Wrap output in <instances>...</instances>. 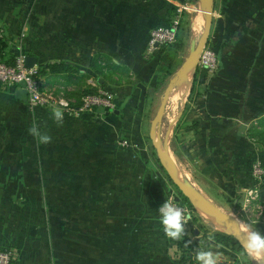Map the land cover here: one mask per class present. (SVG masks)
Listing matches in <instances>:
<instances>
[{
	"label": "crops",
	"instance_id": "crops-1",
	"mask_svg": "<svg viewBox=\"0 0 264 264\" xmlns=\"http://www.w3.org/2000/svg\"><path fill=\"white\" fill-rule=\"evenodd\" d=\"M206 8L205 0H0L6 52L35 57L37 66L71 64L84 76L81 89L105 92L114 107H30L14 90L0 87V250L13 252L14 264H64L51 233L49 194L30 185L52 183L44 174L50 161L70 158L68 152L81 160V264H171L158 209L171 195L178 201L180 189L152 161L162 123L150 106L160 95L162 104L190 55L180 64L184 50L190 53L203 34ZM177 19L182 48L166 74L161 53H147L148 40L154 28ZM210 43L218 70L202 71L204 82L195 83L202 68L195 64L173 84L166 102L181 104L171 148L166 138L168 158L172 167L175 158H187L202 188L192 183L208 202L219 199L216 188L226 197L235 194L264 153L246 134L263 116L258 105L264 99L254 91L258 74L264 76V0H213ZM99 55L111 64L102 63L105 87L91 67ZM77 78L47 74L44 87L58 93ZM10 184L17 186L8 190L4 185ZM22 184L28 192L20 190ZM203 248L219 256L218 264L243 263L236 245L212 242Z\"/></svg>",
	"mask_w": 264,
	"mask_h": 264
},
{
	"label": "rangeland",
	"instance_id": "rangeland-1",
	"mask_svg": "<svg viewBox=\"0 0 264 264\" xmlns=\"http://www.w3.org/2000/svg\"><path fill=\"white\" fill-rule=\"evenodd\" d=\"M1 34L2 36H4L2 32ZM195 43H198V39ZM187 54H191V52L189 53V47L184 50V54L182 55V58H180V64L184 61V58ZM121 74L124 76L128 75L127 72H122ZM131 77L132 76L130 75V81ZM261 83L264 84V76L261 75L260 72L258 74V77L255 79V84L257 85H255L254 96L255 98L258 97L260 99H264V87ZM69 87H61L59 88L58 93H53V95L58 98V100L59 98L67 99L66 93L68 91H78L80 95L81 77L77 78L74 86ZM160 96H158V98H156L155 100V103L150 106V111L152 110V112L154 113L159 112L161 106ZM75 97L71 98L72 102L78 104L79 99L78 97ZM58 100H56L55 103L58 109H65L58 103ZM258 107L261 110L262 115H264V104H259ZM113 108L114 107H112V110H114ZM79 109L80 108H78L77 111H79ZM180 109L181 104L179 103L167 105L166 114L163 118V121H161L162 125H160V129H158L157 131V135L160 134L162 142H164L166 138L169 139L170 148L172 147L171 141L176 121L175 117L179 115ZM9 112L10 110H8L7 117L10 123L11 118L9 116L11 115H9ZM177 147L178 144L173 142V148L175 149ZM261 149L264 151L263 147H261ZM151 153L152 161H154L157 167L165 173L166 179L170 180L167 171H164L161 162L158 160L157 151L153 149ZM68 154L70 158L50 161V167L47 168L49 172L44 174H49L48 176L52 177V183L30 185V188L33 187V190L34 188H36L35 190H40L41 192L47 191L51 199L50 201H52V206L50 209L53 211V214L52 216L48 215V218L51 222V225H53L51 233L54 237L57 248L56 255L60 257L64 264H81V160L75 158L74 156L76 155H74V153L68 152ZM72 155L73 157H71ZM186 160L181 155L179 159L175 158L173 167L177 176L183 182V184H185V180H189L192 185L193 183H195L198 188H202L199 186L197 181L194 180V177L187 169ZM255 165L260 166L261 176L256 175L254 169ZM248 172H250V178L248 177L247 182H244V185L240 184V188H235V190L237 191L235 194L226 197V192L224 193L216 188L219 194V196L217 197L219 199L209 200V202L219 212L229 215L232 214L235 220L234 222H236L237 224L240 225L241 220H252L255 221L254 226H258L257 230L264 232V153L260 159L255 160V162L250 165V167L248 168ZM4 186L8 187V190H12L13 187L17 185L10 184ZM18 187H21L20 190L22 192H28L29 190L27 189L29 188V185L27 184H22L20 186L18 185ZM2 188L3 185H0V193L3 191L1 190ZM177 193L179 196L183 194L180 190H177ZM248 193H251V195H248ZM236 195H240V199L235 201ZM190 205H185L192 210L191 224L186 225V230L188 231L190 237H199L196 241L202 242L203 245H206L208 247L210 243L214 242V239H212V237L217 232H222L234 236L233 229L224 226L228 228V230H225L223 227H221L223 225H220L218 223V221L222 223L226 222L225 218L214 213H210V215L208 216L197 204L191 203ZM235 240L238 244L233 243V245L239 247L241 244L236 238ZM236 249L238 255L237 258L243 263L256 264V262L251 261L246 256V254H244V250H240L239 248Z\"/></svg>",
	"mask_w": 264,
	"mask_h": 264
},
{
	"label": "trees",
	"instance_id": "trees-1",
	"mask_svg": "<svg viewBox=\"0 0 264 264\" xmlns=\"http://www.w3.org/2000/svg\"><path fill=\"white\" fill-rule=\"evenodd\" d=\"M171 24L172 23H169L168 26ZM209 47L214 50L217 58H219L218 52L213 47V44L210 43ZM181 48H182V43L179 40L178 35H177L175 42L165 43V44H161L158 46L157 52L161 53V59H160V62L162 65L161 69L164 70L166 72V74L167 73L169 74V69L173 66L174 61H175V56L179 53ZM7 49H8L7 41H4L3 36L1 34V29H0V59H2L3 61H5L8 64H12V63H14L16 55H13L11 53L9 54L8 52H6ZM105 60L107 61V64L110 62L108 58H105L103 55H99V56H96L91 61V67L93 68V70H95V73L99 77H101V79H102V83H99V85L101 87L106 86L107 72L105 71V66L102 64ZM108 65H111V64H108ZM38 67H39V74L41 76L43 86H44L43 77L47 74L65 75L69 78L70 77H77V76L79 77V75H80V71H78L71 64L66 63V62L42 64ZM218 68H219V65H218ZM218 68H217V70H218ZM217 70H215V71H217ZM202 71H204V72L208 71L209 72V70H207L205 68L197 69V72L195 75V81H194L195 83L204 82L205 76H203L201 74ZM81 77H84V76L81 74ZM5 89L7 90L10 88H5ZM97 93H98V91L96 89L82 88L80 95H79L78 91H73V92L68 91L66 93V97L68 99H71L75 96L78 97V99H79L78 104L70 103V105L72 107H75V108H81V106L83 104V102H82L83 97H85L87 95H95ZM193 93H194V88H193ZM198 95H199V92L197 93L196 96H198ZM246 134H247L248 138L252 139V141L254 143H256L259 147L264 148V115L260 116L256 122H251L249 124V126L246 129ZM230 172H231V170L229 171V175H232L233 173L231 172L232 173L231 174ZM232 176H234V175H232ZM263 186H264V181H263ZM236 187L240 188L241 185L237 184ZM239 199H240V195H236L235 201L239 200ZM177 203L181 206L191 204L188 197H186L183 194H181ZM212 239H214L215 243H230V244L236 243V244H238L233 235H229V234L222 233V232L215 233L213 235ZM167 245H168L169 253L171 254V257H172L171 264H186V263L197 264L196 260H193L192 257L194 254H196V252H198L201 249V247H203L202 242H199V241L192 239L191 237H189V235H186L185 237H183L179 240H172V239L167 237ZM238 248L240 250H243V247L241 245ZM242 264H251V263H242Z\"/></svg>",
	"mask_w": 264,
	"mask_h": 264
},
{
	"label": "built area",
	"instance_id": "built-area-1",
	"mask_svg": "<svg viewBox=\"0 0 264 264\" xmlns=\"http://www.w3.org/2000/svg\"><path fill=\"white\" fill-rule=\"evenodd\" d=\"M179 24V19H177L169 26H159L154 28L151 31L148 40L147 53H155L158 46L161 44L175 42L178 35ZM27 57L28 55L25 53H19L16 55L14 63L12 64H8L0 59V87L10 88L15 92H17V90L20 88L25 89L27 91V101L30 107L55 106L56 100H58V98H56L52 92L43 86L42 79L39 74V67L36 64L32 67L29 66L27 64ZM198 65L209 71H215L218 68L217 56L212 48L209 46L204 48L198 61ZM106 98L107 94L105 92H102L98 95H87L82 99V107L84 109H91L95 105H106L107 107H113L112 103ZM61 101H64L66 106L65 104H62ZM58 103L65 109H68L70 112L77 111L78 109L72 107L67 99L59 98ZM254 169L256 175L261 176L260 166L255 165ZM168 200L192 216V210L188 206L179 205L174 196H170ZM188 224H191V221H189ZM13 260V252L0 250V264H14Z\"/></svg>",
	"mask_w": 264,
	"mask_h": 264
},
{
	"label": "water",
	"instance_id": "water-1",
	"mask_svg": "<svg viewBox=\"0 0 264 264\" xmlns=\"http://www.w3.org/2000/svg\"><path fill=\"white\" fill-rule=\"evenodd\" d=\"M207 4L206 13H207V24L205 27V30L203 34L201 35L200 39L198 40V43H194L192 47L191 54L186 59L185 63L183 64L182 68L176 73L175 77L172 79L169 87L167 88V91L164 95V99L162 101V104L159 109V120L158 124L161 123L165 108H166V102L168 94L173 87V84L179 79V77L186 73L192 66L198 63L200 56L204 50V48L207 46L209 41V36L211 32V26H212V18H213V0H205ZM37 63V60L35 57L28 56L27 57V64L29 66H34ZM16 97L18 100L26 102L28 100L27 91L25 89H18L16 92ZM160 125V124H159ZM155 144L157 147L158 155L160 160L162 161L166 171L168 172L171 180L179 187L180 191L188 197L192 203L197 204L206 215H210V213H214L218 216H221L225 218L226 222L218 223L220 225L229 227L234 230V237L239 241V243L243 246L245 242V235L243 234V231L240 228V225L236 222L232 221L229 217V214H224L219 212L217 209H215L203 196L202 194L189 182V180H185V184L179 179L177 176L174 168L172 167V164L170 162V159L168 158V153L166 149L167 145V139L164 141V143L161 141L160 134L157 135V139H155ZM177 200H179V197H177ZM264 264V262H261Z\"/></svg>",
	"mask_w": 264,
	"mask_h": 264
},
{
	"label": "clouds",
	"instance_id": "clouds-1",
	"mask_svg": "<svg viewBox=\"0 0 264 264\" xmlns=\"http://www.w3.org/2000/svg\"><path fill=\"white\" fill-rule=\"evenodd\" d=\"M61 103L65 104L64 101H61ZM248 195H251V193H248ZM158 215L165 235L168 238L179 240L188 235L186 225L189 221H192V216L189 213L166 200L159 207ZM254 225L255 221L252 220L240 221V228L246 237L243 250L251 261L261 264V262H264V232L257 230L258 226ZM195 260L197 264H218L219 256L201 247L196 252Z\"/></svg>",
	"mask_w": 264,
	"mask_h": 264
},
{
	"label": "bare ground",
	"instance_id": "bare-ground-1",
	"mask_svg": "<svg viewBox=\"0 0 264 264\" xmlns=\"http://www.w3.org/2000/svg\"><path fill=\"white\" fill-rule=\"evenodd\" d=\"M181 91H182V90H180V92L176 91V92L173 94V96L177 98L178 94L182 93ZM179 96H180V95H179ZM174 99H175V98H174ZM182 100H183V99H182ZM169 103H170V102H169ZM229 217L231 218L232 221H235L234 218H233V215H232V214L229 215ZM221 227H223L225 230H228V228H226V227H224V226H221Z\"/></svg>",
	"mask_w": 264,
	"mask_h": 264
}]
</instances>
